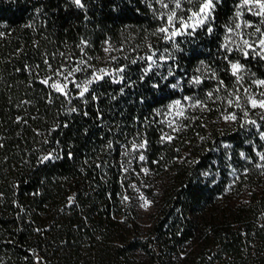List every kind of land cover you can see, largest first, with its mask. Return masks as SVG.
<instances>
[{"label":"trees","instance_id":"16d2710c","mask_svg":"<svg viewBox=\"0 0 264 264\" xmlns=\"http://www.w3.org/2000/svg\"><path fill=\"white\" fill-rule=\"evenodd\" d=\"M215 2L213 32L202 28L193 36L178 37L181 50L172 53L174 60L154 66L150 79L128 84L123 94L120 84L94 83L99 100L89 98L84 104L74 97L72 103L80 111L65 113L60 110L61 105L68 106L65 99L35 79L37 71L46 74L43 53L56 67L62 60L60 52L83 56L77 48L83 38L90 42L86 59L103 57L106 40L135 56V44L162 26L158 0H83V9L72 0H0V33H4L0 36V264H37L33 251L40 264H264V169L245 163L250 171L243 172L241 180L247 198L224 209L215 205L226 181L214 183L204 175L216 170L215 160L225 158L224 151L219 157L215 149L222 150V143L232 145L234 158L235 151H245L260 163L255 149L264 143L255 129H214L216 142L210 150L196 148V163H186L178 162L175 141L160 143L165 124L151 122V109L184 96L203 99L216 87L217 79L203 73L202 60L227 88L236 83L225 55L264 79L257 62L233 56L222 47L240 0ZM247 16L264 31L261 17ZM147 39L160 53L171 47L155 37ZM143 51L139 49L140 54ZM111 54L119 58L113 65L128 64L127 77L137 81L146 63L131 64L119 52ZM25 65L33 66L31 74ZM169 66L175 78L161 79ZM201 71L202 85L187 83ZM77 75L83 80L86 73ZM156 83L162 90L153 88ZM172 83L180 86L172 89ZM223 92L221 88L219 95ZM49 93L51 104L46 99ZM17 116L22 119L17 121ZM138 117H147L148 123ZM54 121L60 126L53 129ZM137 132L149 141L147 164L169 167L157 215L146 230L131 196L133 173L121 174L116 163L119 153L109 156L106 148L107 140L123 143ZM249 140L255 143L250 145ZM53 150L58 159L37 163L39 156ZM139 165L133 163L138 170ZM232 167L223 171L227 179Z\"/></svg>","mask_w":264,"mask_h":264},{"label":"snow or ice","instance_id":"6c2138e0","mask_svg":"<svg viewBox=\"0 0 264 264\" xmlns=\"http://www.w3.org/2000/svg\"><path fill=\"white\" fill-rule=\"evenodd\" d=\"M159 4L163 9H168L165 12H159L161 21H164L166 18V23H163L162 26H157L151 33H146L145 37L140 39L139 43H136L133 52L136 53L135 56H129L126 54V50L123 45L119 47H114L110 41L106 40L104 42L105 46L103 47V52L105 55L103 57H88V52L86 51V46L90 43L86 39H81V42L77 45L79 53H83V56L73 54L71 52L65 53L60 52L59 55L62 57L61 62L58 66L53 67L52 63L49 62L48 53H43V63L46 68V74L41 76L39 71L35 73V79L40 82L41 85L47 86L49 89L53 90L56 94H59L65 99V107L61 105L62 111L65 113H75L80 111L79 108L73 105V98L80 99L84 104L88 103V99L99 100L100 96L97 93V89L93 88L94 83H101L105 81H111L113 83L120 84L119 92L123 94L126 91V86L128 84L135 85L138 81L145 80L146 78L150 79L149 74L152 73L154 66L162 67L159 62L164 61L168 62L174 60L175 56L172 54L175 50H181L178 37L187 35H195V31L198 28H206L208 33L213 32V28L210 26V21L214 19L212 13L216 7L215 0H199L198 5L193 8L189 7L187 13L182 14L178 13V9L183 8L182 0H172V3L175 5L174 8H169V4L165 0H158ZM72 3L79 8H85L83 0H72ZM188 3L191 4L192 0H188ZM151 7V4L149 5ZM256 7L258 11L255 15L261 17V25H264V0H240V8L247 7L249 12L252 11V7ZM237 8L235 12L234 22L232 26H227V32L234 35H226L225 42L222 45L226 49V52L232 53L238 51L243 56L249 55V49L254 48V44L250 39L245 38V28L252 29L247 35L255 36L258 33L260 38L257 40L259 48L257 49L259 55L264 57V31L262 27L254 25L251 20L244 18V13ZM40 9H37L39 12ZM155 11V9H154ZM4 33H0V36H3ZM148 36L155 37L158 41L163 40L168 42L171 47H165L163 52L160 53L159 49L156 46L149 42L147 39ZM143 48V54H140L139 49ZM112 52H119L120 56L124 60L129 61L131 64H136L137 61H144L146 67L143 69V73L138 76L137 81H131L127 77L126 72L128 69V64L126 63H117L115 66L112 62H118V56L112 55ZM52 59L56 58V53H51ZM230 66V71L235 77L237 84H241L245 80V76L242 74L246 65L241 63L239 59H230L227 55L223 57ZM68 61H71L70 63ZM95 61V63H93ZM203 65V73H210L212 78L217 79V85L214 89H209L206 92V95L203 99L194 96H185L183 100L181 99H172L170 103L162 104L159 107L151 109L152 112V123H161L165 124L170 131L161 132L160 143H172L177 137L174 135L179 131L181 127H187L186 124H183L182 121H177L175 117H181L185 119H195L194 116L188 115V109H197L201 111L209 110L210 105L209 101L212 102V106H215L217 100H223L230 108H235L237 111H221L220 116L226 124L232 126H239L241 129L249 128L255 129L256 135L261 141H264V90L252 91L249 88L245 87L242 89L237 88H227L224 87V81L220 80L216 72L212 70L205 61H200ZM25 69L31 74L32 65H25ZM38 69L39 65H35ZM197 71H200L198 69ZM167 74L161 76V79L167 80L168 78H175V73L173 72L172 66L167 67ZM79 73H86L83 80L77 75ZM253 76L255 74H252ZM205 76L204 74L196 75L191 77L187 83L200 86L204 83ZM252 85L264 87V79L254 78L251 80ZM180 85L178 83H172L171 88L176 89ZM153 88L157 90H162L159 83L153 84ZM221 88H224L225 95L221 97L219 95ZM48 103L51 104L52 94L46 97ZM112 99H116L115 96ZM187 101L188 103H185ZM31 103V101H26ZM99 112V110H97ZM84 115H88L87 112H84ZM253 115L256 118H253ZM169 116L172 119L158 120V117ZM102 118V117H101ZM22 118L20 116L16 117L17 121H20ZM137 119L143 120L145 124L148 123L147 117H138ZM55 121L53 123V129L59 127ZM86 131V130H85ZM39 134V130H37ZM126 135V134H125ZM203 139V137H201ZM250 145L254 144L255 141H247ZM149 147V141L146 136L142 137L139 132L131 140H125L123 143L119 141H114L109 139L106 141V148L108 150L109 156L112 152H118L120 159L117 161V166L121 171V174L133 173V174H148L151 169L146 166V162L150 160V157L146 155V151ZM104 148H101L103 151ZM223 150L225 158L231 160L233 155V149L231 144H224ZM178 152L179 149H176ZM69 156L72 153H68ZM235 155L243 158L245 162H251L256 164L257 167L264 169V145L260 146V149L256 151L255 155L258 157V160L261 163H257L252 155L245 151H235ZM59 155L53 151H48L37 158V163H42L45 161H51L52 159H58ZM179 158V157H177ZM145 162L139 165L140 173L137 172V168L133 167V163ZM159 163V161H156ZM187 162V161H185ZM192 163H196L195 160ZM100 167L101 165H97ZM231 167V164L229 165ZM241 169L232 167V175L235 176L237 172ZM243 172L247 173L250 171V167L245 164L242 166ZM205 176L209 173L205 172ZM132 188H135L136 192L139 193L140 199L144 201V207H149L154 201H151L145 197L144 193L137 187L135 183L129 185ZM3 193H0L2 196ZM73 198L69 197L71 201ZM123 199L128 200L130 197L124 196ZM37 232L40 229H36ZM33 259L37 261V264H40V258L33 251Z\"/></svg>","mask_w":264,"mask_h":264},{"label":"rangeland","instance_id":"374dc122","mask_svg":"<svg viewBox=\"0 0 264 264\" xmlns=\"http://www.w3.org/2000/svg\"><path fill=\"white\" fill-rule=\"evenodd\" d=\"M166 3L169 4V8H174L175 5L172 3V0H165ZM183 8L178 9V13L182 14H190L187 13V9L189 7L195 8L198 4L192 0V3L189 4L188 0H182ZM240 8V7H239ZM240 10L244 13V18L249 20V16H257L255 13L258 11L256 7H252V11L249 12L247 10V7L240 8ZM168 9H163L161 5L158 2V13L159 12H167ZM160 19V18H159ZM161 21V20H160ZM161 23H166V18L164 21H161ZM254 25H257L253 22ZM260 26V25H258ZM199 30H202V28H198L195 31V33ZM245 38L250 39L253 44L254 48L249 49V55L243 56L238 51H234L230 53L233 56L241 57L246 60H251L253 63L257 62L259 65L258 67L262 66L264 69V57H261L257 51L259 48V45L257 40L260 38V34L258 33L255 36H249L247 35L252 29L245 28ZM263 31V30H262ZM226 35H234L230 33H226ZM225 42V39H224ZM199 73H202L199 72ZM203 74V73H202ZM206 74V73H205ZM245 76V80L241 84H237L234 88L242 89V88H249L252 91H258V90H264V87L262 86H256L251 84V80L254 78H258L253 71V68H249L246 66L245 71L242 73ZM252 74H255L254 76ZM221 97H223L226 93L225 91L222 93ZM185 97V96H184ZM183 97V98H184ZM197 97V96H194ZM181 98V100H183ZM185 103H188L185 101ZM210 105L209 110L201 111L199 108L197 109H188V115L194 116L195 119H185L181 117H175V119L179 122L182 121L183 124H186L187 127H181L178 132H176L174 135L177 137L174 141L178 145V149L180 152V157L178 158V162L180 161H187L186 163H190L194 158V150L196 148H203L205 146V150L209 151L210 147L214 145L216 142V139L212 137V133L214 129L222 130L224 128H236L237 126H232L229 124H226L223 119L220 116L221 111L231 110V111H237L235 108H230L226 102L223 100H219L215 102V106H212V102H208ZM253 118H256L255 115H253ZM165 119H172V117L169 116H162V120ZM170 129L165 125L164 132H168ZM203 137V139H201ZM212 138V139H211ZM264 143V141H263ZM225 143H222V150H219L218 148H215L217 153H219V157H223L220 154V151L223 150V145ZM233 149V148H232ZM260 148L255 149V153ZM216 161V170L214 172H207L209 175H207V179L213 181L214 183H217V181H223L225 182L224 191L221 195H218L219 201L215 205V208L217 209H224L227 207H235L243 203V201L247 198V192L243 193V181L241 180V175L243 174V171L240 174H236L233 176L232 174L226 178L224 176L223 171L225 167L228 165H235L236 168L242 170V166L245 165V162L243 158L237 157L234 158L233 155L231 157V160H228L226 158L222 160H215ZM145 163V162H139ZM261 163V162H260ZM146 166L151 169V171L148 174L140 173V170L137 169V172L140 174H132L131 177H133L132 183H135L137 187L144 193L145 197L147 199L154 201L153 204H151L149 207H144V201L140 199L139 193L136 192L135 188H132L131 190V196L133 199L134 204L136 205V210L138 214V221L140 222L142 228L146 230L148 227H150L157 215L158 212V205L160 203V199L162 196V190L165 189L168 183V177H169V167L162 170V168H155L150 167L147 162ZM137 168L136 166H134ZM244 194V195H243Z\"/></svg>","mask_w":264,"mask_h":264}]
</instances>
